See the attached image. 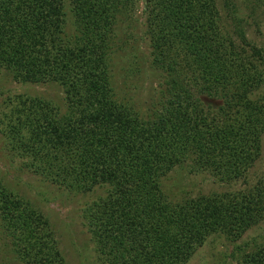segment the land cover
<instances>
[{"label": "trees", "instance_id": "16d2710c", "mask_svg": "<svg viewBox=\"0 0 264 264\" xmlns=\"http://www.w3.org/2000/svg\"><path fill=\"white\" fill-rule=\"evenodd\" d=\"M128 2L0 0V69L65 95V110L21 99L6 146L45 183L104 191L83 219L107 264H187L210 237L236 243L264 222V176L247 178L264 134V96L253 97L264 87V58L226 34L215 0H143L151 68L163 82L142 112L117 97L114 78ZM186 165L246 188L172 202L162 179ZM0 231L24 264H68L48 218L3 173Z\"/></svg>", "mask_w": 264, "mask_h": 264}, {"label": "rangeland", "instance_id": "374dc122", "mask_svg": "<svg viewBox=\"0 0 264 264\" xmlns=\"http://www.w3.org/2000/svg\"><path fill=\"white\" fill-rule=\"evenodd\" d=\"M215 2L222 20L221 26L232 41L238 47H243L245 39L250 45L246 47L247 55L252 57V48H255L264 58V0ZM122 11V20L116 28L119 38L114 55L117 97L147 113L160 98L163 75L151 68L150 44L144 31L146 16L143 13V0H130ZM258 65L264 71V66ZM262 96L264 87L255 92L253 97L262 99ZM32 98L49 101L65 110V95L59 85L18 83L5 69H0V173L6 176L7 183L17 195L31 201L48 218L56 234L58 247L68 264H107L83 219V210L103 198L104 191L92 195L70 193L31 175L23 169L18 158L9 154L6 135L10 127L15 125L12 124V117H18L14 113L19 109L21 99ZM203 101L210 106L220 105L219 101L207 97ZM260 145L259 157L247 172L250 184H256L264 176V134ZM191 173L186 165L162 179L163 191L172 202L246 188L241 182L227 185L207 174ZM0 264H24L10 248L1 231ZM187 264H264V222L236 243L223 236L210 237Z\"/></svg>", "mask_w": 264, "mask_h": 264}]
</instances>
